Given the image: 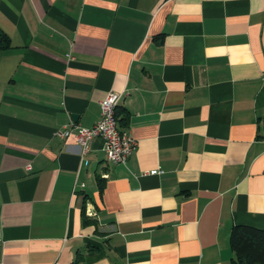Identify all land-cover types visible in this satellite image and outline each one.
Here are the masks:
<instances>
[{
	"label": "crops",
	"instance_id": "0c3cea01",
	"mask_svg": "<svg viewBox=\"0 0 264 264\" xmlns=\"http://www.w3.org/2000/svg\"><path fill=\"white\" fill-rule=\"evenodd\" d=\"M0 33V264H231L264 229V0H0ZM110 92L125 164L56 134Z\"/></svg>",
	"mask_w": 264,
	"mask_h": 264
},
{
	"label": "built area",
	"instance_id": "2783aa9c",
	"mask_svg": "<svg viewBox=\"0 0 264 264\" xmlns=\"http://www.w3.org/2000/svg\"><path fill=\"white\" fill-rule=\"evenodd\" d=\"M69 59H73L69 56ZM121 98L119 93L110 92L100 102L99 118L90 128L70 122L56 132L62 140L72 138L81 156L86 155L94 140L102 142V150L106 160L112 164H125L137 148V141L128 133L119 128L116 108ZM31 166L27 165L26 170ZM104 178L107 175H103ZM87 205L88 203L85 202ZM85 205L84 216L91 220H97V212L92 204Z\"/></svg>",
	"mask_w": 264,
	"mask_h": 264
},
{
	"label": "trees",
	"instance_id": "16d2710c",
	"mask_svg": "<svg viewBox=\"0 0 264 264\" xmlns=\"http://www.w3.org/2000/svg\"><path fill=\"white\" fill-rule=\"evenodd\" d=\"M8 44L7 36L0 33V48ZM116 117L119 125L122 119L117 111ZM229 245L232 251L231 264H264V229L235 225L230 231Z\"/></svg>",
	"mask_w": 264,
	"mask_h": 264
},
{
	"label": "water",
	"instance_id": "95a60500",
	"mask_svg": "<svg viewBox=\"0 0 264 264\" xmlns=\"http://www.w3.org/2000/svg\"><path fill=\"white\" fill-rule=\"evenodd\" d=\"M74 118L76 117V116H73Z\"/></svg>",
	"mask_w": 264,
	"mask_h": 264
}]
</instances>
